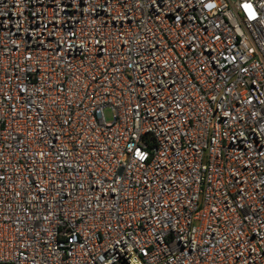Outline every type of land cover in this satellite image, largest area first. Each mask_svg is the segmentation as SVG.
I'll return each instance as SVG.
<instances>
[{"label": "built area", "instance_id": "2783aa9c", "mask_svg": "<svg viewBox=\"0 0 264 264\" xmlns=\"http://www.w3.org/2000/svg\"><path fill=\"white\" fill-rule=\"evenodd\" d=\"M0 264H264V0H0Z\"/></svg>", "mask_w": 264, "mask_h": 264}, {"label": "rangeland", "instance_id": "374dc122", "mask_svg": "<svg viewBox=\"0 0 264 264\" xmlns=\"http://www.w3.org/2000/svg\"><path fill=\"white\" fill-rule=\"evenodd\" d=\"M105 115L107 120L111 121L113 119V111L110 108L105 109Z\"/></svg>", "mask_w": 264, "mask_h": 264}]
</instances>
